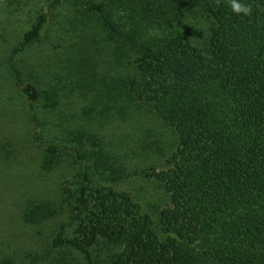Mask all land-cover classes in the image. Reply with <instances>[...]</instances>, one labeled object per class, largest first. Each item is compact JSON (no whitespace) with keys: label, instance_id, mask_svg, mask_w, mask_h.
Instances as JSON below:
<instances>
[{"label":"trees","instance_id":"16d2710c","mask_svg":"<svg viewBox=\"0 0 264 264\" xmlns=\"http://www.w3.org/2000/svg\"><path fill=\"white\" fill-rule=\"evenodd\" d=\"M60 1L50 0L11 49L16 87L22 75L13 58L38 41ZM80 2L129 67L100 96L143 102L175 136L163 166L145 172L165 203L145 209L115 190L127 177L117 160L82 124H55L46 115L57 104L40 105L27 84L20 90L35 126L31 144L40 148L53 132L40 148L43 170L63 156L76 168L64 219L47 243L39 252L0 250V264H264V0H242L253 5L249 16L233 14L226 0ZM120 7L127 12L116 17ZM56 213L38 202L22 218L36 225Z\"/></svg>","mask_w":264,"mask_h":264},{"label":"rangeland","instance_id":"374dc122","mask_svg":"<svg viewBox=\"0 0 264 264\" xmlns=\"http://www.w3.org/2000/svg\"><path fill=\"white\" fill-rule=\"evenodd\" d=\"M49 1L0 0V250L4 254L42 249L64 219L65 189L71 188L76 168L70 167V157L63 156L58 165L43 170L40 148L53 132L42 135L40 148L31 144L35 126L20 90L25 85L40 92V105L44 100L57 104L58 110L46 115L53 116L55 124L65 128L82 124V132L100 141L103 151L127 174L114 189L130 193L145 209L165 203L145 172L163 166L176 145L171 129L143 102L127 101L125 93L105 97L98 93L112 79L124 81L130 72L124 59L112 56L102 28L93 15L85 13L80 0H61L46 16L38 41L13 58L22 75L21 86H15L8 62L11 49L37 15L46 13ZM121 10L116 17L127 12ZM38 202L51 203L57 213L29 225L23 214ZM39 264L57 263L51 259Z\"/></svg>","mask_w":264,"mask_h":264},{"label":"clouds","instance_id":"9594fccd","mask_svg":"<svg viewBox=\"0 0 264 264\" xmlns=\"http://www.w3.org/2000/svg\"><path fill=\"white\" fill-rule=\"evenodd\" d=\"M215 3L219 6L220 0H215ZM226 3L235 15L249 16L252 14L253 5L250 3H244L242 0H226Z\"/></svg>","mask_w":264,"mask_h":264}]
</instances>
